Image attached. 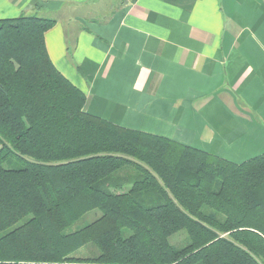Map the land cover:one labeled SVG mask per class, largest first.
I'll return each instance as SVG.
<instances>
[{"label":"trees","instance_id":"trees-1","mask_svg":"<svg viewBox=\"0 0 264 264\" xmlns=\"http://www.w3.org/2000/svg\"><path fill=\"white\" fill-rule=\"evenodd\" d=\"M56 22L0 18V264H264V152L234 162L87 112L48 53Z\"/></svg>","mask_w":264,"mask_h":264},{"label":"crops","instance_id":"crops-1","mask_svg":"<svg viewBox=\"0 0 264 264\" xmlns=\"http://www.w3.org/2000/svg\"><path fill=\"white\" fill-rule=\"evenodd\" d=\"M104 1L0 0V18L56 19L48 53L87 112L234 162L264 152V0H120L99 18Z\"/></svg>","mask_w":264,"mask_h":264},{"label":"rangeland","instance_id":"rangeland-1","mask_svg":"<svg viewBox=\"0 0 264 264\" xmlns=\"http://www.w3.org/2000/svg\"><path fill=\"white\" fill-rule=\"evenodd\" d=\"M119 3H120V0H105L104 3L101 4V5H103L102 8L105 11H102V13H101L102 16H98V17L99 18H103L104 17L103 15H106V14L108 15L110 13L109 12L110 9L112 10L114 8V5L116 6V4L118 5ZM92 16H94V14ZM94 17H96V16H94ZM100 214H101V212L99 210L90 211V212L86 213L84 216H82L80 219H78L77 221H75L74 223H72L70 226H68L67 229H66V231L67 232H71V231H75V230H77L79 228H82L83 226H85V225L93 222L98 216H100ZM186 237H187L186 231L185 230H182V231H179L176 234H174L170 238V241L172 243H174V244H177V245L178 244H183L185 242V238ZM178 246H180V245H178ZM88 251H90V249H88ZM79 252H77V254Z\"/></svg>","mask_w":264,"mask_h":264}]
</instances>
